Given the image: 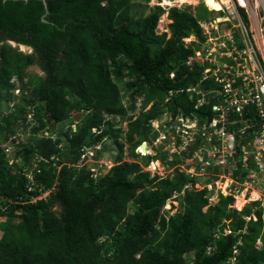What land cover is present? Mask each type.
Wrapping results in <instances>:
<instances>
[{
  "label": "trees",
  "instance_id": "obj_1",
  "mask_svg": "<svg viewBox=\"0 0 264 264\" xmlns=\"http://www.w3.org/2000/svg\"><path fill=\"white\" fill-rule=\"evenodd\" d=\"M140 1L144 4L0 0V143L32 126L26 141L15 140L11 164L0 146V264H264L259 203L239 211L229 206L231 195L219 194L208 204L206 188H194L200 177L177 168L163 177L150 176L142 168L157 158L164 165L183 162L179 156L169 160L158 150L136 152L154 136L150 120L168 109L208 123L215 114L212 106L220 100L207 93L208 102L198 104L200 95L186 91L195 86L207 92L216 86L211 78L201 79L203 65L187 64L204 42L200 21L215 11L204 2L191 11ZM207 3L214 8L213 0ZM164 13L169 32L158 33ZM191 36L195 40L185 44ZM10 41L31 51L23 52ZM34 65L40 75L30 70ZM137 97H142V108L150 106L133 117ZM81 109L85 112L79 121L64 133L66 144L58 137L37 135L48 129V115L59 122ZM243 115V121H236L234 114L227 117V127L237 138L240 127L250 124L240 145L236 143L234 163L224 167L228 172L234 165L232 177L238 182L249 173L241 165V147L262 126L253 105ZM109 116L127 118L124 137L130 161L123 159L121 128L116 126L120 122ZM96 143L110 153L113 165L93 176L88 166L76 164L83 147ZM96 156L103 157L98 151ZM252 157L253 152L248 166L256 168ZM34 163L29 182L23 169ZM209 170L215 173L219 167ZM40 188L52 189L33 200ZM174 194L178 208L168 216L164 205ZM259 236L262 247L257 250Z\"/></svg>",
  "mask_w": 264,
  "mask_h": 264
},
{
  "label": "built area",
  "instance_id": "obj_2",
  "mask_svg": "<svg viewBox=\"0 0 264 264\" xmlns=\"http://www.w3.org/2000/svg\"><path fill=\"white\" fill-rule=\"evenodd\" d=\"M214 1L218 4V8H213L207 1L205 2L208 9L216 11L217 14L207 20L200 21L204 42L200 49L195 51L192 57H189L187 64L196 61L203 65L201 79L211 78L216 86L207 92L198 90L195 86L187 88L186 91L189 94L195 92L200 95L198 104L208 102L205 99L207 93L219 98L220 102L212 106L215 114L208 123L199 124L198 118L194 114L173 113L168 109H165L157 118L150 120L154 136L150 141L143 142L144 152L140 150L141 146L136 147V152L155 154L158 150L165 154L169 160L174 156H179L183 160V162L174 165H164L159 158L153 159L142 167L143 170L149 171L150 175L157 174L159 177H163L172 174L173 170L177 168L190 177H202L208 174L209 169L214 166H218L219 170L223 172L227 164L234 163L235 154L238 153L235 149L236 134L235 131L228 129L227 117L229 114L241 116L247 105H253L258 116L261 117L262 134L260 136L264 138V0ZM158 5L160 4L158 3ZM170 75L173 76V73ZM123 103L125 106L127 105L125 100ZM141 103L142 97H138L135 101L133 115L141 110ZM109 118L120 122L119 118L112 116ZM249 126L250 124L245 123L240 127L239 132H245ZM92 130L95 132L96 129L92 128ZM37 134L39 137L53 139L56 137L48 129ZM15 138L16 136L13 135L6 143L1 144L5 154L10 157L9 164L13 161L11 153L14 149L12 143ZM104 139H108V137ZM196 141H198L197 144ZM101 147V143L84 146L76 166L88 163L86 166L89 167V163H97V168L89 167L93 170V176L100 174L98 168L102 169L103 164L110 168L113 165L111 158L96 156ZM192 147H194L193 151H191ZM255 148L252 158L256 166H261L263 155L260 153V148L264 151V146ZM190 152H192L191 155H189ZM248 157L249 152L244 145L241 147V165L251 172L254 168H249ZM124 159L126 160V158ZM181 166L183 169L180 168ZM35 167L36 163L31 168L23 169L29 182L33 180L32 175ZM222 180L224 181L221 183ZM242 184L245 182L235 181L220 173L218 178L212 182H195L194 188H206L208 204H214L219 194L231 195L235 199L241 196L242 205L258 202L262 213H264V194L256 190L250 191L249 194L248 190L243 192V189L240 190ZM31 189L32 185L29 184L28 190ZM51 189L40 188V194L33 197V200L46 197ZM237 194L238 196H236ZM235 202L237 203V200ZM236 203L233 201L230 206L240 209ZM254 246L256 249H261L262 240L260 237L256 239ZM234 260L233 257L230 262L234 263Z\"/></svg>",
  "mask_w": 264,
  "mask_h": 264
},
{
  "label": "rangeland",
  "instance_id": "obj_3",
  "mask_svg": "<svg viewBox=\"0 0 264 264\" xmlns=\"http://www.w3.org/2000/svg\"><path fill=\"white\" fill-rule=\"evenodd\" d=\"M136 2H139L140 5L144 4V1L136 0ZM199 2H204V4H205L206 0H187V1L186 0H183V1L182 0H149L147 4L149 6H153V5L159 3L165 9H167V8H169L171 6H177V7H180V8H188L189 7L191 9V11H194V6H197V4ZM216 14L217 13L215 11L214 15H216ZM169 22L170 21L168 19H166V17H165V13L162 14V16L160 17V19L158 21V24H157V27H156V31L158 33L167 32L166 30H168L167 25H168ZM194 40H195V38L193 36H191V37L185 38L184 42H185V44H188L190 42H193ZM30 70L31 71H35L39 75L42 73V71L40 69H38V67L36 65H34L33 67H31ZM14 94H15L16 98H19L20 91L17 90V89H14ZM12 106H13V101H11L9 103L8 108L9 107H12ZM125 121H126V119L122 120L121 123L116 124V126L118 128H121V134H120V136H119L118 139H119V141H122L124 143L123 159L126 158V160L130 161L132 159L128 155V143L125 142V137H124L125 136L126 129H127V127H126L127 121L126 122ZM31 128H32V126H29L27 128V131L26 132H23L22 130H19L18 129L15 132V136H16L15 140H16V142L26 141V139H27V137L29 135V131H31ZM258 131H259V133L256 132V134L254 135V137H251L246 142V148L248 149L249 154L256 150L255 147L260 148V146H264V141H263L264 138H262V136H260L262 134L261 128ZM15 140L12 143L13 144L12 148H14ZM112 148H113V153L112 154H115L116 153V149H115L114 146H112ZM99 152L103 155L104 158H110V153H108V151H106L102 147H101V149L98 150V153ZM260 153L263 155V158H262V161H261V163H262L261 166L260 165H257L256 168H254V169L252 168L253 170L251 172H249L248 175L245 176V178L242 181V182H245V184H242L240 186V190L243 189V192H245L246 190H248V194L252 190H256L259 193L264 194V151H262L261 148H260ZM86 165H88V163ZM109 166H111V164H109ZM89 167L97 168L98 166H97V163L91 162V163H89ZM107 168H109V167L108 166H104V164H103L102 165V169L101 168H98V171L100 172V174H103L104 171L107 170ZM180 168L183 169V166H181ZM230 168L231 169L228 172H225V171L221 172L219 170V171H216L214 173V172L209 171L208 174L200 177L199 181L200 182H206V181H211L212 182L213 180H215L216 178H218V174H220V173L221 174L223 173L225 176H228L230 178H233L232 177V170L234 168V165L233 166H230ZM223 181L224 180H222L221 183ZM238 194L236 196H238ZM175 195L176 194H174L173 197L169 201L167 200L168 202L165 203L164 209L165 208L167 209L166 210L167 211L166 214L168 216H172L174 214V211L173 210L175 208H178V204L177 205L175 204V203H178V200L174 197ZM41 197H43V196H41ZM233 200H234V203H236L235 200H237L236 206H239L240 207V209H238L237 207H233V208H235L237 210H242V208L246 204H248V203H246V204L242 205L241 196H238L237 199L234 198ZM206 207L207 206H205L204 208H206ZM15 220H17V219H15ZM100 240L102 241V239H100Z\"/></svg>",
  "mask_w": 264,
  "mask_h": 264
},
{
  "label": "water",
  "instance_id": "obj_4",
  "mask_svg": "<svg viewBox=\"0 0 264 264\" xmlns=\"http://www.w3.org/2000/svg\"><path fill=\"white\" fill-rule=\"evenodd\" d=\"M44 3H45V1H44ZM45 5H46V3H45ZM43 20H44V18H43ZM10 44L13 47H17V49L22 50L23 52H30L31 51V47L28 45L19 44V43H16L14 41H10ZM84 112H85V110L81 109L80 111L74 112L71 116H69L68 118H65L59 122L52 120L51 115H48L47 116V122L49 125V129L51 131H54L56 133V136L58 138H60L61 140H63L64 144H66V140H65V136H64L65 131L68 129V127L77 123L79 121L81 114H83ZM238 119H240V117H238ZM244 137H245V133H242L241 137L238 139V145L241 143V140ZM143 145L144 144L142 143L141 147H144ZM97 242L99 243V242H101V240L98 239Z\"/></svg>",
  "mask_w": 264,
  "mask_h": 264
},
{
  "label": "clouds",
  "instance_id": "obj_5",
  "mask_svg": "<svg viewBox=\"0 0 264 264\" xmlns=\"http://www.w3.org/2000/svg\"><path fill=\"white\" fill-rule=\"evenodd\" d=\"M164 9H165V8H164ZM165 10H167V9H165ZM166 31H167V33H168V30H166ZM184 40H185V39H184ZM172 73H173V72H172ZM16 89L18 90V88H16ZM137 98H138V97H137ZM137 98H136V99H137ZM141 105H142V103H141ZM149 106H150V104L147 105L145 108H142V106H141V110H142V109H143V110H146ZM12 107H13V106H12ZM12 107H11V108H12ZM11 110H12V109H11ZM134 111H135V110H134ZM134 111H133V112H134ZM138 113H139V111H138L136 114H134L133 117H136ZM30 116H31V115H28V117H30ZM109 117H110V116H109ZM112 117H114V116H112ZM238 117H240V119H238ZM156 118H157V117H156ZM234 119H235L236 121H243V120H245V117H244L243 114H242L241 116H239V115H235V118H234ZM123 120H124V119H123ZM121 121H122V120H121ZM121 121H120V123H121ZM126 121H127V118H126ZM126 121H125V122H126ZM126 124H127V123H126ZM149 124H150V122H149ZM244 124H245V123H244ZM247 124H248V123H247ZM260 124L262 125V121L260 122ZM70 127H73V128H74V125H72V126H70ZM48 130H49L53 135L56 136V133H55L54 131H51V130L49 129V125H48ZM39 133H40V132H39ZM243 133H245V135H246V132H243ZM241 134H242V133L239 134L240 136H239L238 138L236 137V138H237V144H238V139L241 137ZM14 135H15V134H14ZM37 135H38V134H37ZM12 136H13V135H12ZM10 137H11V136H10ZM40 137H41V136H40ZM56 137H57V136H56ZM106 137H107V136H106ZM242 139H243V138H242ZM8 140H9V139H8ZM8 140H7V141H8ZM14 140H15V139H14ZM14 140H13V141H14ZM7 141H6V142H7ZM241 141H242V140H241ZM6 142H4V143H6ZM143 142H145V141H143ZM143 142H142V143H143ZM142 143H141V144H142ZM1 144H3V143H0V146H1ZM141 144H139L138 146H141ZM239 145H240V144H239ZM1 147H2V146H1ZM14 148H15V145H14ZM2 149H3V148H2ZM3 151H4V150H3ZM4 153H5V152H4ZM11 154H12V153H11ZM6 156H7V155H6ZM7 157H8V156H7ZM11 157H12V156H11ZM9 158H10V157H9ZM12 159H13V161H15V159H14L13 157H12ZM124 160H125V159H124ZM13 161H12V162H13ZM148 172H149V171H148ZM149 174H150V173H149ZM156 175H157V174H156ZM150 176H153V175H150ZM232 197H233V196H232ZM170 199H171V198H170ZM170 199H168V201H169ZM233 199H234V197H233ZM168 201H167V202H168ZM233 201H234V200H233ZM232 203H233V202H232ZM249 203H250V202H249ZM177 204H178V203H176V205H177ZM230 205H232V204H230ZM230 205H229V206H230ZM164 207H165V205H164ZM230 207H231V206H230ZM232 208H233V207H232ZM260 208H261V207H260ZM234 209H235V208H234ZM165 210H167V209L165 208ZM176 210H177V208L174 209V212H175ZM239 211H240V210H239ZM263 214H264V213H263ZM259 237H260V236H259ZM260 238H261V237H260ZM257 250H259V249H257Z\"/></svg>",
  "mask_w": 264,
  "mask_h": 264
},
{
  "label": "bare ground",
  "instance_id": "obj_6",
  "mask_svg": "<svg viewBox=\"0 0 264 264\" xmlns=\"http://www.w3.org/2000/svg\"><path fill=\"white\" fill-rule=\"evenodd\" d=\"M183 1V0H182ZM187 1V0H186ZM206 1H210V0H206ZM214 1V0H213ZM215 2V1H214ZM168 7V6H167ZM219 6H218V4L215 2V4H214V8H218Z\"/></svg>",
  "mask_w": 264,
  "mask_h": 264
},
{
  "label": "crops",
  "instance_id": "obj_7",
  "mask_svg": "<svg viewBox=\"0 0 264 264\" xmlns=\"http://www.w3.org/2000/svg\"><path fill=\"white\" fill-rule=\"evenodd\" d=\"M165 17H166V19H168V18H167V13H165ZM168 20H169V19H168ZM169 21H170V20H169Z\"/></svg>",
  "mask_w": 264,
  "mask_h": 264
}]
</instances>
